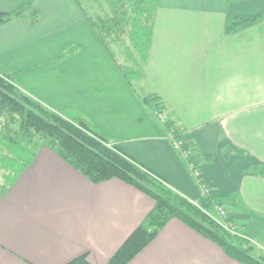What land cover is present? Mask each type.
<instances>
[{"label": "crops", "instance_id": "0c3cea01", "mask_svg": "<svg viewBox=\"0 0 264 264\" xmlns=\"http://www.w3.org/2000/svg\"><path fill=\"white\" fill-rule=\"evenodd\" d=\"M24 2L0 0V12L13 13ZM36 8L38 23L12 19L0 26V70L21 91L88 123L203 206L192 165L170 138L171 129L181 132L206 187L226 196L232 223L264 254V16L237 25L264 15V0H158L143 95L132 91L115 61L119 74L112 68L103 77L79 61L73 70L62 65L58 72L47 66L26 72L59 57L60 49L53 54L46 46L67 30L78 33L73 42L100 48L76 0H40ZM58 88L62 94L54 104L43 92ZM149 96L158 97L162 111L147 108L143 99ZM154 206L120 180L93 184L42 148L16 184L0 193V264H68L82 255L91 264H108ZM129 264L242 263L173 220Z\"/></svg>", "mask_w": 264, "mask_h": 264}, {"label": "trees", "instance_id": "16d2710c", "mask_svg": "<svg viewBox=\"0 0 264 264\" xmlns=\"http://www.w3.org/2000/svg\"><path fill=\"white\" fill-rule=\"evenodd\" d=\"M40 0H25L13 13L0 12V26L12 19L30 25L41 19L36 8ZM98 39L132 85L142 81L145 65L152 45L154 16L158 0H76ZM97 12L94 16V12ZM264 15L245 17L237 25L247 27ZM79 50L70 46L53 62L69 59ZM122 62L124 64H120ZM28 72V70L26 71ZM125 72V73H124ZM133 86V85H132ZM147 106L156 111L163 110L158 97H145ZM174 130V129H172ZM175 143L181 134L174 131ZM42 148H49L66 164L81 173L93 184L120 180L151 198L155 206L141 225L117 250L108 264H129L173 220L186 226L219 246L230 258L242 264H264V254L258 255L253 246L241 238L225 231L214 214L218 208L225 210L226 196L208 189L200 171L199 159L190 147L183 144L181 153L187 154L192 165V174L197 176L198 186L203 192L202 209L150 171L138 164L118 146L108 144L88 123L74 122L62 113L52 111L42 103L21 91L14 77L0 70V193H6L19 178L34 164ZM225 150L224 153L230 154ZM207 191V193L205 192ZM231 219H227L230 222ZM68 264H91L88 255H82Z\"/></svg>", "mask_w": 264, "mask_h": 264}, {"label": "rangeland", "instance_id": "374dc122", "mask_svg": "<svg viewBox=\"0 0 264 264\" xmlns=\"http://www.w3.org/2000/svg\"><path fill=\"white\" fill-rule=\"evenodd\" d=\"M93 12L95 13V11H93ZM96 14H97V12L94 14V16H96ZM77 34L78 33L76 31L67 30L66 32H64L62 34L56 35L57 37H54L53 39H49L48 40L50 45L46 46V50L50 49L53 52V54H54V53H56L58 51V49H60L59 56L62 55L66 51V49L68 47H70V46L77 47L79 49V50L75 51L76 54L74 53V55H73V53H72V55L70 56L69 59H66L64 61H59L57 66H55V69H54V65H52L53 68L49 67L50 69H52L53 71L58 72L59 69H60V66L63 65V69L65 71H67L68 67H70V69L73 70L74 67H75V61H79L81 63L87 64L88 65L87 67H91L93 65V68L96 70L95 71L96 74L98 76H100V77L109 76L111 74L112 68L116 72H117V70H119L120 72L119 71L118 72L120 74L117 72L119 75H122V76L125 75V74L124 75L122 74V70L120 69V67L118 65H116L118 61L117 62H113L114 64L116 63L115 67H116L117 70L112 66L111 62L114 61V60H113V58L111 57V55L108 53L107 49L103 46V44L101 42H100V48H96V47H94V45L91 46L89 43H85V41H84V45L81 46L82 43H80L79 41H77V42H73L72 41V40H74V39H76L78 37ZM82 36H83L82 33H80L79 34L80 39H81ZM71 44H73V45H71ZM46 50H44V51H46ZM54 51H56V52H54ZM48 63H45V64L37 66V67L30 68L28 70V72H33L35 70L42 69V68L46 67V65ZM119 63L120 64H124L122 62H119ZM49 68H47V69H49ZM32 75H35V74H32ZM34 77H38V76H33L31 78H34ZM128 77H130L132 85H133V86L130 85L132 91H134L136 93V95L137 94L143 95L142 94V92H143L142 82L138 81V80L133 81L132 78H134V77L132 75H129ZM42 90H44V89H42ZM60 92H61V89L58 88L56 91H53V92H50V91L48 92V91L44 90L43 94H45V95H50L51 94V97L49 98V100L55 104L58 101L57 98L58 97L60 98V94H62ZM54 99L57 100V101H55ZM149 107L150 106H147V108H149ZM151 107L156 109L153 105H151ZM62 114L65 117H67L69 115L68 113H62ZM70 116H72V117H70ZM70 116L67 117V119L71 118L72 120H74V122H79L78 119H73V118H77V117H75V115L71 114ZM165 117H166V115L163 112L160 113V118L161 119H165ZM174 131H176V130H172V129L170 130V133H171L170 138H172V140L175 141V139H174L175 138L174 137ZM176 132H178V131H176ZM179 133L181 134V132H179ZM181 140H182V135H181ZM107 142L111 146L113 145L111 142H109V141H107ZM176 148L180 149L181 147L180 146H176ZM183 155L187 156V154L184 153V152H183ZM194 178L197 179L196 176H194ZM0 180H2V179H0ZM202 195H203V192H202ZM199 208L202 209L201 206ZM214 215H215V218L220 220L218 211H217V214H214Z\"/></svg>", "mask_w": 264, "mask_h": 264}, {"label": "built area", "instance_id": "2783aa9c", "mask_svg": "<svg viewBox=\"0 0 264 264\" xmlns=\"http://www.w3.org/2000/svg\"><path fill=\"white\" fill-rule=\"evenodd\" d=\"M175 145L181 147L183 145V143L181 141H179V142L177 141L175 143ZM199 175L200 174H199L198 171L194 173V176H196V177L199 176ZM205 192L207 193V191H205ZM195 205L197 207L201 206L198 203H195ZM201 208H202V206H201ZM218 213H219L220 220H216V221H218V223L222 226V228L225 231H227L228 233H230V234H232L234 236H237V237L241 238L243 241L247 242L248 243L247 247L248 246H253L252 241H250L248 239V237L246 235H244L242 233V231L232 223V221L227 222V219H231L230 218V212L228 210H225L224 208L220 207V208H218Z\"/></svg>", "mask_w": 264, "mask_h": 264}]
</instances>
